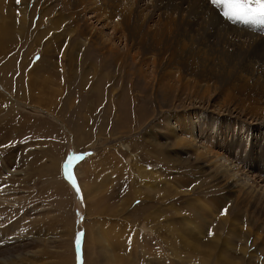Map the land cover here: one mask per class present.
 I'll list each match as a JSON object with an SVG mask.
<instances>
[{
  "label": "rangeland",
  "instance_id": "1",
  "mask_svg": "<svg viewBox=\"0 0 264 264\" xmlns=\"http://www.w3.org/2000/svg\"><path fill=\"white\" fill-rule=\"evenodd\" d=\"M225 8L238 11L211 0H0L14 48L0 52V115L16 114L0 121V264H264V24H233ZM59 18L55 51L34 28ZM87 27L112 43L108 64ZM96 65L101 77L86 78ZM167 121L191 123L247 190L204 173Z\"/></svg>",
  "mask_w": 264,
  "mask_h": 264
},
{
  "label": "bare ground",
  "instance_id": "2",
  "mask_svg": "<svg viewBox=\"0 0 264 264\" xmlns=\"http://www.w3.org/2000/svg\"><path fill=\"white\" fill-rule=\"evenodd\" d=\"M94 4V3H93ZM88 11V10H87ZM23 14H26L25 12H23ZM29 14L30 15H32L31 16V18L34 16V10H32V12H29ZM43 13L42 14H40V16L43 18ZM25 17H22L21 18V20H23ZM45 19V18H44ZM213 20V19H212ZM78 21V20H77ZM0 22H2V21H0ZM101 22V21H100ZM3 23V22H2ZM40 23L42 24L43 22H41L40 21ZM49 24H47L44 28H42L41 30H39V28H40V26H37V25H39V24H37L36 23V26L35 27H37V29H38V31H37V29L36 28H34V30L36 31L35 32V34H34V39L37 41V39L38 40H40V39H43V38H45L47 35H49L50 34V39H48V40H50V41H48V43H53V42H55V45L53 46V48L55 49V51L57 50V51H59V49H60V47L61 46H59L60 45V43H59V37L58 36H61V35H63V34H61V35H59L60 33L58 32L57 33V31L55 30V29H57L58 28V30H59V27H60V23H61V18H59V19H51V21L50 22H48ZM51 23H53V27H55V28H52L50 25H51ZM1 24V23H0ZM105 24V23H104ZM4 25V24H3ZM2 25V26H3ZM2 26H0V52H2L3 53V50L4 49H6L7 51H12L14 48H13V45H12V39L10 38V36H11V32H10V27H9V25H4V27L2 28ZM84 30H86V33H88V35H87V37L85 38V40H89V39H91V43H93L94 45H95V47H97L98 49H99V54H100V61H101V63H106V64H108L107 62H108V57L111 55V54H113V46H112V43L111 42H109L108 40H105V39H103L101 36H100V33H98L97 31H95V30H93L92 28H90V27H87L86 29L84 28ZM84 30L83 31H81L80 32V34L83 36H85V33H84ZM3 32H4V34H3ZM241 34V33H240ZM241 35H243V34H241ZM245 37V36H244ZM5 39V41H6V44H5V46H3V40ZM17 39V38H16ZM79 41H80V43H79ZM79 41H77V42H75L74 44H75V46H77L78 45V47H80V45H83V43L84 42H82L81 40H79ZM84 45H85V43H84ZM79 51V50H78ZM70 52H73V50H72V48H71V50H70ZM80 52V51H79ZM116 52V51H115ZM190 53V52H189ZM192 58V57H191ZM197 59V58H196ZM79 62V61H78ZM190 65V64H189ZM81 67H82V61L79 63V66H78V68L79 69H81ZM107 67H108V65H107ZM15 71L17 70V69H14ZM36 71H37V69H35ZM41 70V69H40ZM101 70L102 69H98V67H97V65L96 66H93V68H92V72L91 73H89V74H87V77L86 78H89L91 75V77L89 78V79H95V78H97L98 77V75H99V77H101V74H99V72H101ZM32 71H33V69H32ZM36 71H33V73H34V76L36 75ZM53 71V70H52ZM72 71V70H71ZM46 72L49 74V73H51L50 72V69H46ZM11 73H13L12 71H11ZM85 73V72H84ZM8 74H10V72L8 73ZM5 71L3 72V90H5V92L7 93V96H8V101H13L14 102V98L12 99V95H11V93H9L8 91V89L10 88V86H11V82H10V75H8ZM37 74H38V72H37ZM77 74V73H76ZM80 75L83 77L84 75L82 74V73H80ZM13 76V75H12ZM76 76V75H75ZM107 74H106V78H107ZM82 77H80V78H82ZM105 77V76H104ZM84 78V77H83ZM101 79L102 78H100L99 80H97L96 82L97 83H100V81H101ZM166 78H165V76L163 77V81L165 80ZM80 80V82L79 83H77V86L76 87H79L78 89H79V94H78V98L79 99H82V98H84L85 97V92L83 91V85H84V83H81V82H83V81H81L82 79H79ZM20 81V79H18L17 80V82H19ZM106 81V80H105ZM159 81H161V83L160 82H157V84L158 85H162V88H163V90H165V89H167V87L165 86V84L163 85L162 84V80L161 79H159ZM69 84H70V82H68ZM17 86V93H19V92H22V90H23V87L21 86V84H20V82L16 85ZM2 87V86H1ZM7 87H9L8 89H7ZM68 92V91H67ZM165 93V92H164ZM19 95H20V93H19ZM22 98H23V96L22 95H20ZM17 97H19V96H17ZM6 98V97H5ZM18 99V98H17ZM20 99V98H19ZM6 103V102H5ZM9 103V102H8ZM6 106V105H5ZM7 106H9V105H7ZM68 107V106H67ZM4 108V107H3ZM4 112V111H3ZM1 116V115H0ZM15 116H16V114H15V110L13 109V108H5V112H4V114H2V116L0 117V121L2 122V121H6L7 119H9L10 121L11 120H13V119H15ZM72 120H70L69 121V123H71V125H73L72 124V122H71ZM3 124V123H2ZM167 125L169 126V132H170V134H171V136H173V139L174 140H176L177 142H180L181 144H183V146H185V147H187V151H186V154L187 155H189V156H192L193 158H194V160H196L197 161V163H199L200 164V168L201 169H203L204 171V173L205 172H207V174H211L210 175V177L212 176V177H214V179L217 181V184H222L223 186H226V188L228 189V190H234L236 193L238 192V194H239V192H241L242 193V191H243V193H244V191L245 190H247V189H245V186H242V185H240V184H242V183H240L239 182V184L237 183V181H238V179L236 178V175H234L235 173H236V171H235V173L234 174H232L231 173V171H229L228 172V170L230 169V164H228L227 163V161L225 160V159H222V158H219L218 157V154L217 153H215V152H213L212 151V153L210 152V150H208L207 149V146H204V145H200V143H199V141H198V138H197V135L196 134H194V127H193V125H191V123H188V124H186V123H182L181 124V126L179 125V131H178V129H177V126H175L174 124H171V122H169V121H167ZM73 127L75 128V129H73L74 131H76L77 133H81V131L83 130L80 126H78V124H77V126H75V125H73ZM82 134V133H81ZM183 135H185V136H183ZM183 137L185 138L186 137V139H183ZM174 143V142H173ZM199 143V144H198ZM173 146V145H172ZM240 147V146H239ZM188 149H190V151L188 150ZM185 152V151H184ZM183 155V154H182ZM220 156V155H219ZM191 158V157H190ZM59 164L60 163H58V166L56 165V167H49V168H51V169H49V171L48 172H50V174L51 175H53L54 174V177H56V179H57V167H58V171H59ZM233 170V169H232ZM142 173V172H141ZM139 175V174H138ZM232 180H234L235 182H231ZM241 180V179H240ZM58 181V180H57ZM60 184V183H59ZM62 185V184H61ZM83 187H84V185H83ZM82 187V188H83ZM86 188V187H85ZM225 188V187H224ZM82 191V190H81ZM233 191V192H234ZM230 192H232V191H230ZM249 192V191H248ZM83 193H85V192H83ZM135 193V192H134ZM137 193H138V191H137ZM136 193V194H137ZM254 193V192H253ZM245 194H247V192H245ZM250 196H251V192L250 193H248ZM135 195V194H134ZM253 196V195H252ZM244 198V197H243ZM260 203V202H259ZM255 204V203H254ZM221 208H222V206H220ZM219 208V207H218ZM220 210V209H219ZM221 211H223L222 209H221ZM148 218V217H147ZM150 220V219H149ZM225 223V222H224ZM218 224H220V223H218ZM218 224H217V226H218ZM216 226V227H217ZM224 226V225H223ZM221 228H222V226H220ZM172 228V227H171ZM220 228V229H221ZM224 228H225V226H224ZM223 228V229H224ZM175 232L177 231V230H174ZM179 236V235H178ZM176 237V236H175ZM180 237H181V235H180ZM182 238V237H181ZM175 239V238H174ZM180 238H177V240H179ZM255 240V239H254ZM197 244V243H196ZM213 247V246H212ZM209 253V252H208ZM211 254V253H210ZM208 255V254H207ZM210 256V255H209ZM217 259L218 260H221V262H223L222 260H224L225 262L228 260V262H229V264L231 263V261L229 260V259H227V258H225L223 255H220L219 257H217ZM233 264H235V263H233Z\"/></svg>",
  "mask_w": 264,
  "mask_h": 264
},
{
  "label": "snow or ice",
  "instance_id": "3",
  "mask_svg": "<svg viewBox=\"0 0 264 264\" xmlns=\"http://www.w3.org/2000/svg\"><path fill=\"white\" fill-rule=\"evenodd\" d=\"M17 4L20 0H16ZM213 6L235 5L238 6L237 12H232L229 8H225L222 12L226 20L235 24L237 21L248 25L264 24V0H211ZM79 190L77 189V192ZM222 214H225L222 212ZM213 233L210 231L209 235Z\"/></svg>",
  "mask_w": 264,
  "mask_h": 264
}]
</instances>
